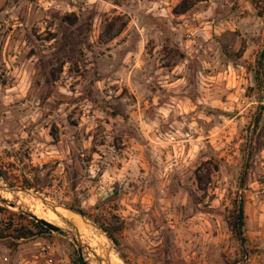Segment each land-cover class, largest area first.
<instances>
[{"label": "rangeland", "instance_id": "1", "mask_svg": "<svg viewBox=\"0 0 264 264\" xmlns=\"http://www.w3.org/2000/svg\"><path fill=\"white\" fill-rule=\"evenodd\" d=\"M4 185L14 264H264V0H0Z\"/></svg>", "mask_w": 264, "mask_h": 264}, {"label": "water", "instance_id": "2", "mask_svg": "<svg viewBox=\"0 0 264 264\" xmlns=\"http://www.w3.org/2000/svg\"><path fill=\"white\" fill-rule=\"evenodd\" d=\"M0 191L5 193V194H13V193H15L17 191L22 192V193H28L29 192V191H25V190L14 189V188L7 187V186H5L4 188L0 187ZM31 195H33L35 197V199L38 200L39 202H41L42 204H45V205L47 204V202L44 199H42L39 195H37L36 193H32ZM8 206L10 208L17 209L20 212L22 211L21 208H16L13 204H9ZM64 210H66V209H64ZM66 211L69 212V213H72L73 215H75L77 217H79L80 220H82L84 222H87V221H85V218H84V216L82 214L74 212V211H71V210H66ZM27 216L32 221H34L35 223H39L41 226H43L49 232L57 234V235L62 236V237H69L70 231H63V230L59 229L58 227H56L55 225H53V224H51V223H49V222H47V221H45L43 219H39V218H37L36 216H34V215L30 214V213H27ZM105 238H106L107 241H110L107 237H105ZM72 243L76 247V252H77V255H78V258H79L81 264H87L83 260V248L75 240H72ZM96 261L99 262V263L101 262V260L98 259V258H96Z\"/></svg>", "mask_w": 264, "mask_h": 264}, {"label": "bare ground", "instance_id": "3", "mask_svg": "<svg viewBox=\"0 0 264 264\" xmlns=\"http://www.w3.org/2000/svg\"><path fill=\"white\" fill-rule=\"evenodd\" d=\"M17 192L21 193L23 195L24 194H26V195H31L32 194L31 192H28V193H22V192H19V191H17ZM52 209L55 211V215L58 216L59 218L65 219V220H69L72 223L74 229L76 230L75 232H77L79 235H81L83 237H90V236L93 235L94 229L91 227V225L89 223L80 220L79 217H77V216H75V215H73L71 213H68V212L63 211V210L61 211V210H59L56 207H53Z\"/></svg>", "mask_w": 264, "mask_h": 264}, {"label": "trees", "instance_id": "4", "mask_svg": "<svg viewBox=\"0 0 264 264\" xmlns=\"http://www.w3.org/2000/svg\"><path fill=\"white\" fill-rule=\"evenodd\" d=\"M183 12H185L184 10L180 13L181 15L183 14ZM237 217H236V225L243 228L244 227V209H243V205L242 203L240 204L239 208H238V212H237ZM34 225L36 226L37 229H39V231H43L45 233H49L43 226H41L39 223H35ZM107 238L111 241H113V243H115L114 239L112 238V236L110 234L107 233V231H103Z\"/></svg>", "mask_w": 264, "mask_h": 264}, {"label": "built area", "instance_id": "5", "mask_svg": "<svg viewBox=\"0 0 264 264\" xmlns=\"http://www.w3.org/2000/svg\"><path fill=\"white\" fill-rule=\"evenodd\" d=\"M45 250L46 249L44 248L43 252H45ZM47 263L50 264V262ZM0 264H14V263L8 253L0 252Z\"/></svg>", "mask_w": 264, "mask_h": 264}]
</instances>
